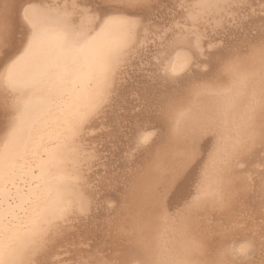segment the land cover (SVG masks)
Returning <instances> with one entry per match:
<instances>
[{
    "label": "snow or ice",
    "instance_id": "obj_1",
    "mask_svg": "<svg viewBox=\"0 0 264 264\" xmlns=\"http://www.w3.org/2000/svg\"><path fill=\"white\" fill-rule=\"evenodd\" d=\"M141 6L123 0L98 4L97 9L75 2L54 3L37 19L27 5L21 17L28 32L16 33L9 21L12 5H2L0 264H264V0L258 10L254 0H178L183 22L157 29L172 44L196 36L199 49L201 27L204 32L223 31L228 24H237V15L251 19L258 11L261 17L260 29L247 41L261 53L259 72L236 77L214 91L219 100L211 115L189 108L172 127V134L189 143V156L195 158L198 131L210 124L225 125L236 99L245 98L242 126L218 139L199 181H192L194 194L174 214L186 229L199 231L204 239L193 240L176 254L161 247L147 257L116 247L106 230L99 239L84 238L82 225L92 216L95 196L88 198L77 190L87 185L96 193L105 182L104 174L94 167L100 154L90 137L104 131L95 122L115 106L118 81L138 54L140 25L125 9ZM217 46L223 51L210 58L212 45L203 49L209 66L238 64L237 48L223 40ZM192 66L200 65L188 59L182 65L184 71ZM202 70L207 72L209 67ZM181 74L175 63L168 65L166 75L175 79ZM25 91L30 93L27 100L21 99ZM152 111L148 108L146 114ZM154 133L155 129L140 132L137 149L150 147ZM257 158L258 173L254 171ZM168 176L161 167V175L146 186L152 204L163 199ZM234 183L226 196L225 186ZM233 200L239 204L235 210ZM209 206L228 212L227 219L202 214ZM114 207L108 204L109 210ZM149 224L146 211L141 210L133 231L143 232ZM238 231L246 234L243 241L225 249L217 246L218 236ZM76 237L79 244L72 243Z\"/></svg>",
    "mask_w": 264,
    "mask_h": 264
},
{
    "label": "bare ground",
    "instance_id": "obj_2",
    "mask_svg": "<svg viewBox=\"0 0 264 264\" xmlns=\"http://www.w3.org/2000/svg\"><path fill=\"white\" fill-rule=\"evenodd\" d=\"M73 2L97 9L98 4L117 0H0V18L3 17L2 5L11 4L9 21L13 31L27 33L28 28L21 17L25 6L31 5L32 14L39 19L48 5ZM123 2L142 5L125 9L136 16L140 25L137 36L138 54L118 81L119 95L115 106L102 120L95 122L94 126L104 131L90 137L100 154L94 167L104 174L105 182L96 193L87 185L77 190L85 197L95 196L92 201V216L82 225L84 238L96 236L99 239L106 230L111 233L110 243L123 251L131 249L152 257L163 247L176 254L193 240L204 239L199 231L186 229L184 222L174 214L194 194L192 181H199L208 153L213 151L218 139L242 126L245 98L236 99L225 125L210 124L198 131L195 158L189 156V143L172 134L173 124L179 114L189 108L211 115L219 100V97L212 94L214 91L228 86L236 77L259 72L261 53L252 50L247 41L260 29L261 17L258 11L252 14L251 19H241L237 15V24H228L223 31L210 28L204 32L201 27L198 30L202 33L198 37V49L196 36L172 44L167 39H162L157 32L162 26L170 28L176 21L183 22V13L176 7L178 0ZM254 4L258 10L260 0H254ZM74 20L79 22L76 16ZM84 23L88 25L89 22L85 20ZM224 23L227 24V20ZM219 40H223L228 47L238 49L240 60L233 68L209 66L204 58L203 49L209 44L214 49L208 54L209 58L223 51L217 46ZM186 59L197 61L200 66H192L184 71L182 65ZM170 63H175L177 70L182 73L178 78L166 75ZM204 66H208L209 71L204 72ZM3 73L4 69L0 67V78ZM4 95L3 87L0 86V101H3ZM29 96L30 93L25 91L21 99L27 100ZM148 108L153 109L150 114H146ZM147 129H155L151 146L139 150L136 146L137 136ZM158 166L166 168L169 176L164 179L165 195L155 205L149 199L146 186L161 175V167ZM260 170L261 164L257 158L254 171L258 173ZM95 174V171L91 173ZM235 176L234 172V180ZM235 186V183L231 188L225 186V195L228 196ZM97 203L100 205L99 210L96 209ZM108 204L114 205V209L109 210ZM232 207L234 210L239 208L236 200L232 201ZM141 210L146 211L150 224L143 232L133 231ZM202 214L212 215L215 220L222 217L227 219L229 215L228 212H216L210 206ZM97 224L101 228L100 232H97ZM245 238L246 234L238 231L218 236L216 243L218 247L225 249ZM72 243L79 244L80 238L76 237ZM62 255L57 252V256Z\"/></svg>",
    "mask_w": 264,
    "mask_h": 264
}]
</instances>
